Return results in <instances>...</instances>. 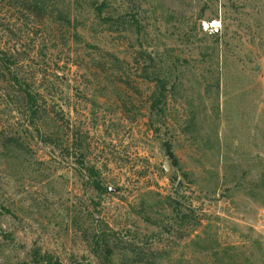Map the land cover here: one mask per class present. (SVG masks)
Here are the masks:
<instances>
[{"label": "rangeland", "instance_id": "374dc122", "mask_svg": "<svg viewBox=\"0 0 264 264\" xmlns=\"http://www.w3.org/2000/svg\"><path fill=\"white\" fill-rule=\"evenodd\" d=\"M41 1L0 0V264H264V0Z\"/></svg>", "mask_w": 264, "mask_h": 264}, {"label": "trees", "instance_id": "16d2710c", "mask_svg": "<svg viewBox=\"0 0 264 264\" xmlns=\"http://www.w3.org/2000/svg\"><path fill=\"white\" fill-rule=\"evenodd\" d=\"M29 2L30 3H28L27 5L28 10H30L33 14H35V12L42 7V5L40 4L42 2L41 0H29ZM103 7L104 5L98 8L100 16L102 15ZM37 15L39 16V13H37ZM13 79L17 81L16 77H14ZM161 86L163 89L165 88L164 84H162ZM27 97H28V101L30 102L29 103L30 113L34 116H37L39 114V107L37 106V102L33 100V97L30 93H27ZM164 148H165V152L167 156L170 157L172 160H175V156L172 152L171 144L168 142L164 143ZM89 177L94 183V188H96V190L99 193L105 194L106 189L100 183L99 178H98V173L92 169L89 171ZM180 212L181 214H183L182 211ZM184 218H187V217L184 216ZM108 237L109 236L106 233H104L103 231H99L98 233L94 235V239H93V253L97 255L103 252L104 254L103 264H112L111 256L113 254V251H112L111 245H109L110 241ZM6 238H8V240H10L12 243L15 242L12 237H6ZM129 251L132 252V256L134 253H136L131 248L129 249ZM149 253L153 256H156L157 254H159L158 251H150ZM27 258L29 259V261L26 264H62L55 256L51 255L50 253H43L39 249H33L31 251H28ZM75 264H82V263L77 262Z\"/></svg>", "mask_w": 264, "mask_h": 264}, {"label": "water", "instance_id": "95a60500", "mask_svg": "<svg viewBox=\"0 0 264 264\" xmlns=\"http://www.w3.org/2000/svg\"><path fill=\"white\" fill-rule=\"evenodd\" d=\"M170 175V173H168Z\"/></svg>", "mask_w": 264, "mask_h": 264}]
</instances>
